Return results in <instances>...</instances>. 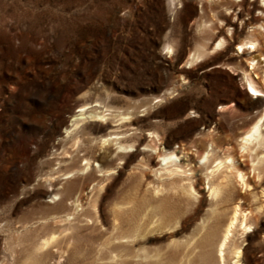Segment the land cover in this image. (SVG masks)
<instances>
[{"label":"rangeland","instance_id":"1","mask_svg":"<svg viewBox=\"0 0 264 264\" xmlns=\"http://www.w3.org/2000/svg\"><path fill=\"white\" fill-rule=\"evenodd\" d=\"M263 4L0 0V264H221L235 206L251 230H232L225 263L239 247L244 264H264V163L255 176L241 148L264 92L237 57L252 36L264 53ZM77 96L107 118L72 126ZM111 137L129 147L124 159L101 143ZM169 140L193 160L187 174L160 171ZM229 157L248 186L227 164L209 174Z\"/></svg>","mask_w":264,"mask_h":264},{"label":"bare ground","instance_id":"2","mask_svg":"<svg viewBox=\"0 0 264 264\" xmlns=\"http://www.w3.org/2000/svg\"><path fill=\"white\" fill-rule=\"evenodd\" d=\"M263 2H264V0H263ZM262 8H264V4H263ZM263 13H264V9H263ZM260 28L264 30L263 25H261ZM256 41H257V38H254L252 36L251 38L247 39L243 44L239 45V50H237V57L240 61H244V62L248 63L246 68L244 67L243 64H242L243 67L240 66L242 71H243V75H244V78L247 82L248 87H250L251 90L256 91V92H258V91L264 92V74H263L262 78H260V77H258L259 75H258V72L256 71V69L259 68L260 63L264 62V53H262V49L260 50L258 48ZM32 42L36 44L38 42V37L37 36L33 37ZM225 43H226V40L224 38H221L219 41L214 43L211 52H214L216 50L221 49L225 45ZM166 48L169 50L170 46L167 45ZM202 56L203 55L200 52H198L196 54L193 53V55L188 60L187 64L190 65L194 61L201 60ZM261 56H262V58H261ZM249 66L256 73L255 77L252 76L251 71H249V68H248ZM256 78H259V80H256ZM96 90L97 91L99 90L98 86L96 87ZM251 99L253 100V98H251ZM260 103H262V102H260ZM88 104H90V103L88 102L87 99L84 98V96H77L76 97L74 107H71L69 110L74 111L76 107H80L81 109H80L79 115H82V117L74 120L72 122V126H78V124L80 122L85 121V120L100 121V120H105L107 118V114L103 110H100L95 106L87 107ZM58 124L62 125V126H66L67 122L65 120H59ZM263 127H264V107L261 110V115H260L259 119L252 123V125L250 126L248 131H246L241 138V141H242V147L241 148L243 151L249 152V157H250V161L252 164V170H253V172L257 173L255 175L257 177H260V169H261L262 164L264 163V151L262 152V155H259L258 153H256L258 148H264V133L262 132ZM95 131L97 132L100 130H95ZM117 137H119V136H117ZM113 138L112 137L111 138H104L103 140H101V143L105 144V143L115 142L116 144H119L118 147H116V148H119V150L121 151L120 159H124L126 155H124L122 152H126L125 150L129 147L120 144L119 139H117V138L113 139ZM79 140H80V138H79ZM165 146L168 149V151L157 153L158 157H160L161 161H163V163H161L160 171L163 169V170H166L169 173L174 174V175L175 174H184V173L187 174L186 173L187 169L185 168V166L189 165L193 160L191 158L187 157V159H185V162L182 163V161L180 160L179 155H178V153H179L178 150L172 148L171 140L167 141L165 143ZM197 147H198V149L196 152L200 155L199 158L201 156L203 157L202 154L205 151L204 147H202L201 143L197 144ZM183 149L187 150V148H183ZM208 156L209 155L206 154L204 156V158L208 159L209 158ZM229 158L231 159L230 164L226 160H220L216 166L212 167V170L209 174L212 175V173H214L215 170H218L221 166H223L224 164L225 165L227 164V167L229 169H231V171H233L235 176L237 178H239L245 184V186H248L249 183L244 180V175H245L244 172L233 162V157H229ZM215 160H217V159H215ZM86 164H87L86 168H91L90 162H86ZM16 166H17V164H15L14 168H16ZM95 166L98 168L97 170L100 172H102L104 169V168L103 169L101 168L99 163H96ZM111 173H113V172H110L109 174H111ZM100 175H102V173ZM187 179H190V178H187ZM260 179H262V178H260ZM50 186H55V185H50ZM190 186H192V185H190ZM218 186L221 187L219 184H214V183L210 184V190H212L211 195H214V196L218 195L219 190H220V188ZM262 193L264 195V190L262 191ZM262 207L263 206H261V208ZM261 208H259V209H261ZM236 226L242 230V233L249 232L251 230V223L249 221L248 213L241 211L238 206H235V208L233 210V215H232L228 225L226 226L224 236H223V238L219 244L221 264H226L225 263L226 257L224 255L225 247L227 245V241L229 240V236H231L230 233L232 232V230ZM54 237H52V239H54ZM48 243H49V241H47L45 244L47 245ZM242 251L239 247L234 248L233 254L235 255V258H236L235 264H244L243 257L246 258V255H244V254L242 255V253H243ZM246 261H248V260H246ZM247 264H251V262H247Z\"/></svg>","mask_w":264,"mask_h":264}]
</instances>
